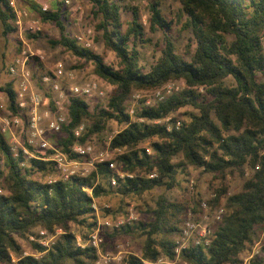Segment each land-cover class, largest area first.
Wrapping results in <instances>:
<instances>
[{
	"label": "trees",
	"instance_id": "trees-1",
	"mask_svg": "<svg viewBox=\"0 0 264 264\" xmlns=\"http://www.w3.org/2000/svg\"><path fill=\"white\" fill-rule=\"evenodd\" d=\"M86 1L94 8L96 40H102L105 49L115 54L114 65L68 36L64 18L70 14L63 10V3L53 5L47 13H41V6L33 3L29 9L44 26L55 25L59 30L58 40L49 41L51 48L61 47L84 62L77 69L92 64L95 76L116 87L105 107L98 106L93 111L85 100L71 101L70 122L63 128L59 145L64 153L70 154L76 144L102 142L108 123L114 120L124 126L111 142L112 149L122 152L117 167L134 177L121 179L110 169V163H103L86 178L48 184L44 179L56 175L52 163L14 158L0 132V264H14L11 255L17 256V264H96L97 250L76 244L78 235L86 242L97 227L94 200L112 194L141 197L156 188L172 191L180 186L179 176L186 174L189 167L223 180L212 186L211 195L216 198L206 201L212 215L220 207L226 213L222 223L214 227L211 245L190 249L183 253L181 261L242 264L241 256L256 243L264 228V0H179L178 17L184 19L183 30L193 35L184 55L177 52L170 36L173 22L163 15L158 3H151L150 32H163L164 48L148 71L141 66L139 47L151 40L145 39L140 10L113 0ZM122 11L133 17L126 30ZM15 23L9 0H0L1 35L7 38L17 33ZM39 35L28 36V40ZM20 51L21 44L17 53ZM29 66L39 89L49 95L40 82L42 65L33 61ZM176 80H185L190 89L158 107L138 111L135 120H131L126 111L134 92L156 90ZM195 88H203L205 93ZM0 92L9 97L10 112L18 114L15 84L0 87ZM188 107L196 113L186 114L187 119L179 129L173 127L169 132L167 124L148 123ZM141 119L145 122H140ZM81 125L85 130L77 138L75 131ZM147 143L152 155L143 148ZM178 158L181 163L175 162ZM247 168L251 173L245 178ZM36 173L42 177H36ZM153 173L157 178L150 179ZM229 173L244 179L239 193L229 195L225 184ZM113 176L117 177V187L110 184ZM105 182L108 187L103 186ZM203 201L199 194L191 205L173 202L162 195L150 212V223L114 231L131 236L141 230L145 239L141 256L131 255L122 264L173 261L175 244L186 222L185 212L190 209L196 215L195 220H199ZM58 230L62 231L59 235ZM40 231L55 236L54 243L50 248L32 243L36 255L24 257L19 240H28ZM254 264H264V246L261 259Z\"/></svg>",
	"mask_w": 264,
	"mask_h": 264
},
{
	"label": "built area",
	"instance_id": "built-area-1",
	"mask_svg": "<svg viewBox=\"0 0 264 264\" xmlns=\"http://www.w3.org/2000/svg\"><path fill=\"white\" fill-rule=\"evenodd\" d=\"M64 3L65 5H70L71 0H64ZM9 5L16 16L15 24L21 44V51L8 66L10 82L15 84V107L19 113L15 115L10 112L8 107L9 97L6 93L0 92V132L8 141L14 158L19 159L23 157L26 162L34 159L52 163L56 175L46 182L48 184L57 181L69 182L74 178H86L93 171H96L98 164L103 163H110V169L119 178H133V175L118 170L115 157L122 152L119 149L111 148V142L115 136L107 139L105 147L94 159L92 157L97 152L95 144L85 146L76 144L71 147L70 154H67L62 151L58 143L53 141V137L62 135L63 128L70 122L68 108L72 100H94V103L97 101L98 103L105 102L106 104L114 95L113 92L116 90V87L95 76L83 84H71L68 88H65L64 81L67 73L65 72L63 63L60 61L56 63L51 72H40V82L49 94L45 95L36 85L35 74L29 65L33 60L45 63L47 56L45 51L35 48L27 38L28 36L41 34L44 30V25L37 15L27 8L20 6L16 0H9ZM51 10L52 6L48 4L41 5V13H47ZM95 38V29L90 27L84 29L82 34H79L74 39L81 47L92 49ZM69 77L73 79V74H70ZM187 89L190 88L185 80H176L156 90L136 92L129 99L126 112L131 120H135L138 111L158 107L160 104L165 103L170 98ZM195 90L199 93L204 92L203 88H195ZM97 107L95 105L93 110ZM100 107H105V105ZM183 121L171 115L163 120L148 121V123L156 125L167 124V130L170 132L173 127L179 129ZM140 122L144 123L145 120L141 119ZM84 130L85 126L81 125L76 129L75 136L79 138ZM147 153L152 155L150 149H147ZM26 162L22 163L23 168L27 166ZM257 169L259 168L257 167ZM149 178L155 179L157 178V174L153 173ZM110 184L112 187H117V177L113 176ZM87 191L91 194V190ZM212 198L215 199L216 195H212ZM93 208L98 219L97 227L89 235L86 242L78 235L76 237V244L80 248L90 246L97 250L98 261L96 264H109L115 258L101 254V246L103 244L101 229L104 228L112 232L120 231L126 226L133 225L137 221V216L134 210L129 208L124 217L114 220L106 219L100 222V208L96 200H94ZM106 209H110L109 206L105 205L104 210ZM201 209L204 215L199 220L190 218L183 224L175 244V259L173 261L161 259L158 264H187L181 261L183 253L192 248H207L211 245L214 227L222 223L226 211L225 208L220 207L211 216L207 202L201 204ZM61 233V230L57 231V235ZM29 240L50 248L54 243L55 236H50L46 231H40L37 235L30 236ZM262 248L260 244L256 245L249 259L252 261L261 259ZM121 253L119 252L117 257H120ZM26 256H29V254H24V257ZM11 258L13 263L17 264L18 259L15 260L14 255H11Z\"/></svg>",
	"mask_w": 264,
	"mask_h": 264
},
{
	"label": "rangeland",
	"instance_id": "rangeland-1",
	"mask_svg": "<svg viewBox=\"0 0 264 264\" xmlns=\"http://www.w3.org/2000/svg\"><path fill=\"white\" fill-rule=\"evenodd\" d=\"M20 6H23L30 9V5L33 3L35 5H43L48 4L49 6L61 2L63 3L62 8L64 11L69 12V17L67 19L64 18V24L66 26V33L70 38H75L79 34H82L84 29L86 28H96L97 21L93 16V5L89 1L86 0H71L70 5H65L64 0H16ZM119 3L121 6H134L140 10L141 16V24L145 27L146 36L145 39L151 40V42L144 47H139V50L142 54L141 66L148 71L150 67L157 61V59L161 56V51L164 48V34L163 32H157L152 34L150 32V24H149V7L151 3H158L163 15L167 18L168 21L173 22L171 38L175 43L176 50L179 54H185L186 47L193 39V35L189 30H183V20H180L178 15L181 11V4L179 0H113ZM122 21H123V29L126 30L128 25L132 22V14L126 11H122ZM96 33V30H95ZM15 34H11L9 37L5 38L1 35V25H0V87L6 86L10 83V78L8 76V66L10 65V61L8 54L4 51L8 48H12L14 45L18 47L20 41L14 39ZM97 36V34H96ZM28 38V37H27ZM59 38V30L55 25H46L44 26V30L42 35H39L38 38L32 39L30 42L35 48L42 49L45 51L47 60L45 63H39L35 60L34 63H39L42 65L40 70H44L47 72H51L56 63L62 62L65 68V72L67 73V77L65 78V88H68L71 84H83L86 81H89L95 77L94 74V66L92 64H85L84 68H81L84 62L77 60L70 52L64 50L61 47H57L56 49L51 48L49 41L58 40ZM6 41V42H5ZM5 48L3 47L4 44ZM92 50L102 55L105 58L107 64L114 65L116 64L115 54L111 51L105 49L102 40L97 41L95 38V43L92 47ZM32 61V62H33ZM38 70V69H37ZM70 74H73V79L69 77ZM37 85V82H36ZM116 91V90H115ZM113 92V94L115 93ZM136 93V92H134ZM133 93V94H134ZM205 91L203 92V94ZM92 107L90 108L93 111V107L96 106H104L105 102H95L94 100H86ZM98 103V105H97ZM196 111L193 108H185L173 116L186 120V114L192 113ZM124 126L119 125L116 121L112 120L107 125V130L105 132V139L99 142L96 140V154L92 157H96L101 150L105 147V142L111 136H116ZM62 136L53 137V141L59 144V140ZM143 148L150 149V143H147ZM151 150V149H150ZM152 152V150H151ZM115 157V161L117 162V158ZM91 159V158H89ZM176 163H181L182 159L178 158L175 160ZM122 172L121 169H118ZM186 174H182L179 176L180 186L172 191H166L164 188H156L150 193H147L141 197L131 196V197H123L117 194H112L100 200H96L99 211V220L103 222L106 219H116L119 217H124L127 214L129 208H132L137 216V221L133 224L136 227H140L141 225H147L152 221V215L150 212L156 207V203L160 196L165 195L171 201L191 205L195 196L198 194L204 199L203 202H207L206 200L211 198V190L213 185H220L223 181L221 179H216L214 176L207 174L203 170H198L194 168H187ZM250 169L247 168L245 170V178L250 176ZM36 177H42L41 173H36ZM54 176H48L44 179V182H48L49 179ZM100 182H102L100 180ZM244 183V179L232 173H229L226 177L225 184L229 188V195H233L239 193L242 190V186ZM103 186L108 187L109 183H103ZM202 202V203H203ZM201 203V204H202ZM109 206L110 209L104 210V206ZM224 205V204H223ZM106 211H109L106 213ZM211 214V213H210ZM209 214V215H210ZM185 221L193 218H196V215L188 209L185 212ZM204 215V213H202ZM212 215V214H211ZM76 230V228H73ZM38 232L35 233L37 235ZM141 230L136 231L134 235L124 236L121 234H117L116 232L101 229V235L103 238V244L101 246V254L103 256H109L113 259L109 264H122L125 258L134 255L141 256L142 249L144 245V237L141 235ZM20 245L22 246L23 255H36L32 249V243L28 240H19ZM260 244L261 247L264 246V228L259 232V239L256 243L249 248V250L241 256L242 264H254L255 260H250L254 248L256 245ZM105 245V249L103 246ZM120 247V248H119ZM119 252H122L120 257H117ZM15 260L17 256L14 255ZM101 260H103L101 258Z\"/></svg>",
	"mask_w": 264,
	"mask_h": 264
},
{
	"label": "crops",
	"instance_id": "crops-1",
	"mask_svg": "<svg viewBox=\"0 0 264 264\" xmlns=\"http://www.w3.org/2000/svg\"><path fill=\"white\" fill-rule=\"evenodd\" d=\"M14 39L15 40H17V41H19V35H18V33H15V35H14ZM6 42V41H5ZM5 45H6V43L4 44V48H5ZM4 51H5V53H6V56L8 55V54H10L9 56H8V58H9V61H10V64L12 63V61H13V59H14V57L18 54L17 53V47H15V45L12 47V48H8L7 50H5L4 49Z\"/></svg>",
	"mask_w": 264,
	"mask_h": 264
}]
</instances>
